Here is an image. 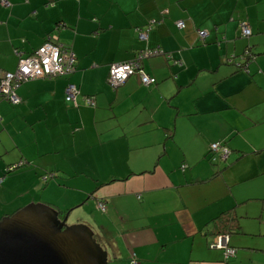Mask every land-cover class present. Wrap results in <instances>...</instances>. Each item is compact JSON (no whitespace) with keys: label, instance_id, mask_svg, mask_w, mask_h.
<instances>
[{"label":"crops","instance_id":"crops-1","mask_svg":"<svg viewBox=\"0 0 264 264\" xmlns=\"http://www.w3.org/2000/svg\"><path fill=\"white\" fill-rule=\"evenodd\" d=\"M7 1L0 70L16 69V49L30 54L48 38L75 63L68 75L22 81L17 103L0 94V217L30 201L59 215L73 207L68 216L92 229L98 220L97 239L125 264H264V0ZM144 48L161 50L139 60L155 81L135 71L110 84L111 63ZM68 81L76 106L64 99ZM47 171L55 175L45 182ZM229 225L235 252L226 255L212 242ZM112 236L125 254L119 242L108 248Z\"/></svg>","mask_w":264,"mask_h":264},{"label":"water","instance_id":"water-1","mask_svg":"<svg viewBox=\"0 0 264 264\" xmlns=\"http://www.w3.org/2000/svg\"><path fill=\"white\" fill-rule=\"evenodd\" d=\"M49 203L30 201L0 217V264H106L107 250L85 222L67 223Z\"/></svg>","mask_w":264,"mask_h":264},{"label":"built area","instance_id":"built-area-1","mask_svg":"<svg viewBox=\"0 0 264 264\" xmlns=\"http://www.w3.org/2000/svg\"><path fill=\"white\" fill-rule=\"evenodd\" d=\"M4 4H9L7 0H0ZM177 26H184L182 20L176 21ZM239 28L242 35H249L251 27L247 20L239 21ZM207 34L206 29H199L198 35L201 39ZM138 36L145 37V31H139ZM158 48L141 51L137 57L124 61L113 62L109 67L108 80L110 84L117 85L123 82L136 69L139 72L142 83L148 84L154 81V77L140 70L139 60L146 55L159 53ZM18 55V63L15 70H0V94L12 102H17L20 97L16 93V87L20 82L32 79L38 76H62L74 69L75 55L67 46L54 41L52 38L45 40L37 49L27 55H22L21 50L16 49ZM78 93L77 86L72 82H67L64 88V99L72 105H77L76 95ZM86 103L95 104L93 95H85ZM210 148L217 151L221 156L226 157L229 149L218 141L210 143ZM97 207L101 210L105 208V202L101 199L97 200ZM227 234H217L213 238L212 244L224 248L226 255L234 254L235 248L228 245ZM131 264H138L133 256L130 259Z\"/></svg>","mask_w":264,"mask_h":264},{"label":"trees","instance_id":"trees-1","mask_svg":"<svg viewBox=\"0 0 264 264\" xmlns=\"http://www.w3.org/2000/svg\"><path fill=\"white\" fill-rule=\"evenodd\" d=\"M239 25V24H238ZM250 25V24H249ZM241 32V31H240ZM251 32H252V30H251ZM251 32H250V34H251ZM249 34V35H250ZM244 36H248V35H244ZM47 40V39H46ZM54 41H56V40H54ZM246 49L244 50V55H245V57L248 59V58H253L256 54L254 53V52H252L251 50H250V48H249V46H247V47H245ZM151 49V48H150ZM144 50H149L148 48H144V49H141V50H139V51H137V53H136V55H138L141 51H144ZM32 53V52H31ZM22 55H25V54H22ZM149 55H151V54H149ZM149 55H147V56H149ZM143 57H145V56H143ZM231 60V58L229 57L228 59H227V61H230ZM246 63H247V61L246 62H237L236 63V66L237 67H239V68H246ZM245 66V67H244ZM74 70V69H73ZM72 70V71H73ZM71 71V72H72ZM135 71H137L138 72V70L136 69ZM134 71V72H135ZM71 72H69V73H71ZM108 72H109V69H108ZM69 73H67L66 75H68ZM62 76H65V75H62ZM38 77H40V76H38ZM36 78V77H35ZM155 78V77H154ZM154 81H155V79H154ZM153 81V82H154ZM68 82H70V81H68ZM21 83V82H20ZM152 83V82H151ZM7 99V98H6ZM9 100V99H8ZM21 100V99H20ZM19 100V101H20ZM10 101V100H9ZM19 101H17V102H19ZM10 102H12V101H10ZM17 102H13V103H17ZM88 104V103H87ZM90 105V104H89ZM93 106V105H92ZM219 143H221L223 146H225V147H227L228 149H229V147L225 144V143H223L222 141H218ZM229 152H230V149H229ZM229 152H228V154H229ZM228 154H227V156H228ZM226 156V157H227ZM22 163H13V164H11L10 165V167L6 170L7 172H9V171H13V170H16V169H18L19 167H20V165H21ZM55 175V173L54 172H51V171H47L46 173H43L42 175H41V178L46 182V181H48V179L52 176H54ZM1 179V178H0ZM229 211H231V210H229ZM229 211H227V213L229 212ZM59 212H62V211H60L59 210ZM222 214H224V213H222ZM223 218V221L224 222H226L227 220H226V215H222V216H220V215H218L216 218H214L215 219V221H218V222H220L221 221V219ZM231 230H233L232 229V226H225L224 228H217V230L214 232V236L215 235H217V234H229V232L231 231ZM228 242V241H227ZM229 246H230V244H228Z\"/></svg>","mask_w":264,"mask_h":264},{"label":"rangeland","instance_id":"rangeland-1","mask_svg":"<svg viewBox=\"0 0 264 264\" xmlns=\"http://www.w3.org/2000/svg\"><path fill=\"white\" fill-rule=\"evenodd\" d=\"M94 209H95V207H94ZM103 213V212H101V211H99V210H94V213ZM66 221H67V223H74V218L72 217V215H69L68 217H67V219H66ZM98 220H92V221H90L92 224H94V228H95V226H97V224H98V222H97ZM81 222V221H80ZM251 227L253 228V227H255V225H251ZM93 228V229H94ZM94 235L96 236V234L94 233ZM96 239H97V237H96ZM98 240V239H97ZM108 240V239H107ZM99 241V240H98ZM100 242V244L104 247V245H103V242H106L104 239H102V242L101 241H99ZM117 242H119V244H120V246L122 247V249H123V253L125 254V252L128 250L127 249V246H126V244H125V242L124 241H120L119 240V238H117V240H116V238L115 237H111L109 240H108V248L110 247V248H112V249H114L115 247H116V245H117ZM105 248V247H104ZM106 249V248H105ZM107 250V249H106ZM236 250H237V248H236ZM111 253H112V251H111V249H109V251L107 250V254H108V261H107V263L106 264H125V261H124V259H121V257L120 258H118V259H116V260H114V259H110L111 258Z\"/></svg>","mask_w":264,"mask_h":264}]
</instances>
